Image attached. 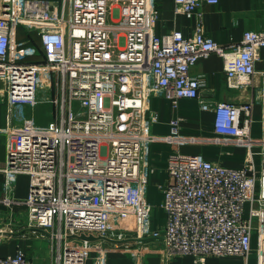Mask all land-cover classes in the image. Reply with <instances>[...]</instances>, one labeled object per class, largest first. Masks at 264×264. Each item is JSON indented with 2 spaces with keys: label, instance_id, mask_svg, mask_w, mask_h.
<instances>
[{
  "label": "built area",
  "instance_id": "obj_1",
  "mask_svg": "<svg viewBox=\"0 0 264 264\" xmlns=\"http://www.w3.org/2000/svg\"><path fill=\"white\" fill-rule=\"evenodd\" d=\"M66 2L0 0V84L7 110L0 128L6 152L0 204L25 208V229L47 233L55 264H86L92 246V264H106L109 248L130 240L138 244L129 249L136 264H143L148 240L159 241L170 258L192 256L198 264L209 257L246 258L255 231L263 235L255 252L264 264V131L260 139L251 135L253 102L207 104L200 100L205 78L191 75L200 59L216 54L226 63L230 87L252 85L256 63H264V30L245 32L228 50L206 34L200 11L219 0H174L176 14L197 16L192 37L177 30L157 35L156 0H72L70 19ZM33 37L40 61L31 60ZM260 75L264 107V69ZM41 92L54 93L45 100L53 105V123L25 125L20 111L37 107ZM152 97L169 100L175 110L182 99L200 100L215 114V143L258 149L260 157L256 170L253 153L239 169L200 155H171L162 187L166 222L159 230L152 228L148 202L149 148L158 140ZM262 122L264 128V115ZM180 131L175 118L165 140L194 141ZM22 175L29 178L25 199L16 196ZM5 234L0 231V248ZM0 264L34 262L17 246L14 255L0 256Z\"/></svg>",
  "mask_w": 264,
  "mask_h": 264
},
{
  "label": "crops",
  "instance_id": "obj_2",
  "mask_svg": "<svg viewBox=\"0 0 264 264\" xmlns=\"http://www.w3.org/2000/svg\"><path fill=\"white\" fill-rule=\"evenodd\" d=\"M54 1L58 0H43ZM159 7V18L156 25L158 36L165 35L170 31L177 30L182 32L185 37H192L194 34L198 19L194 15L192 18L185 14H176L174 0H156ZM203 13V24L206 34L216 43L228 50L239 45L243 35L247 31L264 30V0H219L217 5H203L200 8ZM263 58L264 51H261ZM230 58L227 59V63ZM225 61L216 54H211L208 58L200 59L191 69V75L202 76L206 80V85L201 90V101L207 104L216 105L218 103H233L240 105L247 102H253V124L251 135L254 139H260L263 135V115L264 107L261 100V75L264 69L263 61L256 63V71L259 73L255 81L250 86L241 88H232L227 84ZM197 99H182L179 101L177 110L173 109L169 100L163 97H152L150 109L158 115V123L152 126V134L158 137V140L151 144L149 148V164L151 174L148 181V202L153 210L152 228L159 230L164 227L166 215L161 209L164 199L162 187L168 182V158L176 153L183 155H200L205 160L218 163L222 166L239 169L245 164L247 157L252 155L256 170L260 167V157L258 149L248 151L245 147L233 144H219L213 141L215 135L214 123L215 114L212 110H203L201 102ZM175 118L181 119V135L187 138H193V142H187L183 145L171 143L165 138L171 135V121ZM4 138V136H3ZM5 148L4 142L0 141V147ZM5 152V149H4ZM6 155V152L4 153ZM5 157V156H4ZM5 164L4 158L0 160V168ZM2 176L0 175V180ZM29 178L20 176L16 196L19 199H25L28 195ZM250 203L244 207L243 218L250 216ZM31 232L27 229L22 232H16L11 236V243H15L11 254L2 253L0 256L14 255L18 242L26 244L25 240L30 239ZM42 237H49L45 233L37 231ZM50 238V237H49ZM259 232L252 235L251 246L257 250L261 245ZM146 252L142 259L143 264H198L192 256H182L170 258L162 253L161 243L155 240H148L142 243ZM54 245V244H53ZM138 244L135 241L118 243L109 248L106 264H136L133 256L129 254V249ZM27 253V251L25 250ZM95 247L92 246L89 252V258L86 264H92V258L95 255ZM28 254V253H27ZM50 262L55 264L54 250L52 246ZM31 258V257H30ZM33 261V259L31 258ZM205 264H258L257 253H251L248 257L230 256V257H209Z\"/></svg>",
  "mask_w": 264,
  "mask_h": 264
},
{
  "label": "rangeland",
  "instance_id": "obj_3",
  "mask_svg": "<svg viewBox=\"0 0 264 264\" xmlns=\"http://www.w3.org/2000/svg\"><path fill=\"white\" fill-rule=\"evenodd\" d=\"M59 1V0H58ZM72 0H67V18L70 19L72 14ZM33 37V51L36 57H33L31 60L40 61L43 59L41 47L37 38ZM3 86L0 84V128H3L6 125L5 117L7 114L5 102L2 101L3 96ZM54 93H45L41 92L39 94L40 103L34 109L32 108H24L20 111L21 117L25 118V125L35 126V127H48L53 122V105L50 102L45 103L48 98H52ZM0 141L4 142L3 136L0 135ZM3 144L0 147V160L4 158L5 160V152H4ZM18 186V184H17ZM27 220V215L24 207H13L8 208L3 204H0V231H4L7 237L4 238V244L2 247V253L11 254L14 249V244L11 243V236L16 232H22L25 229V224ZM29 232V230H28ZM12 233V234H11ZM26 244H22L18 242V246L27 251L29 257L33 259L34 264H47L50 262L53 257L52 254V246L53 242L49 237H42L39 234H35L31 232L30 239L25 240ZM254 249L253 252L254 253Z\"/></svg>",
  "mask_w": 264,
  "mask_h": 264
},
{
  "label": "water",
  "instance_id": "obj_4",
  "mask_svg": "<svg viewBox=\"0 0 264 264\" xmlns=\"http://www.w3.org/2000/svg\"><path fill=\"white\" fill-rule=\"evenodd\" d=\"M41 232H43V233H45V234H47L45 231H41ZM81 239L82 240H87V241H95V240H97V239H105V240H107V241H109V242H113L112 240H110V239H106V238H101V237H93V236H89V237H86V236H81Z\"/></svg>",
  "mask_w": 264,
  "mask_h": 264
}]
</instances>
